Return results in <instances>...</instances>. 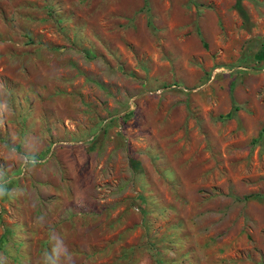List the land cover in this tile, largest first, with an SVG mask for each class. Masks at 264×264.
I'll return each mask as SVG.
<instances>
[{
  "label": "rangeland",
  "instance_id": "1",
  "mask_svg": "<svg viewBox=\"0 0 264 264\" xmlns=\"http://www.w3.org/2000/svg\"><path fill=\"white\" fill-rule=\"evenodd\" d=\"M263 50L264 0H0V264H264Z\"/></svg>",
  "mask_w": 264,
  "mask_h": 264
},
{
  "label": "trees",
  "instance_id": "2",
  "mask_svg": "<svg viewBox=\"0 0 264 264\" xmlns=\"http://www.w3.org/2000/svg\"><path fill=\"white\" fill-rule=\"evenodd\" d=\"M261 56L264 57V50L262 51ZM93 140H94V139H93ZM94 141H95V140H94ZM90 147H93V146H90Z\"/></svg>",
  "mask_w": 264,
  "mask_h": 264
}]
</instances>
